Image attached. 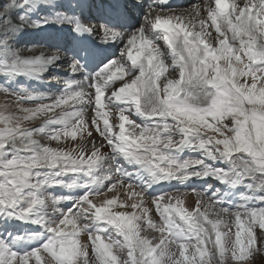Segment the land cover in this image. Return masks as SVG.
<instances>
[{
	"label": "snow or ice",
	"instance_id": "snow-or-ice-1",
	"mask_svg": "<svg viewBox=\"0 0 264 264\" xmlns=\"http://www.w3.org/2000/svg\"><path fill=\"white\" fill-rule=\"evenodd\" d=\"M39 2L11 0L0 6V74L31 76L64 58L59 51L33 58H12L11 42L21 29L16 20L24 23ZM91 6L101 16L124 17L138 10L129 0H98ZM147 8L143 25L127 36L120 59L108 60L86 80L91 92L85 94L81 82L77 90H70V83L55 101L64 105L85 95L91 97L94 120L88 136L93 137L95 131L100 137L99 145L94 138L90 139L82 146L80 158L73 160L71 169L65 168L61 173L54 158L47 169L42 168L40 152L49 150L43 145L37 147L34 139L25 141L24 136L35 137L43 134L47 125L59 124L65 135L77 140L79 135L68 120L56 118L44 127L27 130L19 137L23 141L19 146L16 138L9 139L8 131L0 134V221H20L43 230L0 233V264H30L32 257L39 262L42 252L51 257L45 264H213L217 254L219 264H224L226 247L231 259L237 262L258 250L254 228L258 226L264 234V19L260 18L264 17V0L251 8L248 3L243 7L232 5L231 11L226 0H215V7L208 3L205 11L216 36L206 32L199 6L187 15L176 14L167 0H153ZM252 8L257 9L255 15ZM166 12L173 14L161 15ZM233 16L237 23H233ZM56 22L72 24V31L78 36L102 29L104 42L119 41L124 36L106 24L87 27L66 16H57ZM33 26H39V22ZM161 40L165 48L157 43ZM93 55L87 47L72 51L68 57L71 69L81 70ZM169 60L171 64L167 63ZM169 68L172 71L166 75ZM257 72L262 75L257 76ZM116 81L122 84L116 87ZM0 88L9 91L4 85ZM113 98V110L119 112L118 133L104 111L106 106L112 108ZM257 104L260 109L253 107ZM77 111L73 125L83 116L82 107ZM132 116L139 117L140 122ZM82 122L89 125L87 119ZM126 125H130L131 131H126ZM185 152L198 155L185 159ZM68 173L89 177L85 186H95L96 191H89L60 211V200L71 198H51L46 189L54 184L67 189L76 187L74 182L58 179ZM209 179L223 187H215ZM171 181L191 189L196 197L194 207L184 206V194L179 188L155 195L149 192L154 185ZM189 181L203 183L187 186ZM238 185L246 189L245 194L238 196L239 203L229 198ZM100 188L116 194L106 198L102 206H96L90 195H98ZM121 193L126 198L118 200ZM49 198L52 215L46 211ZM147 198H151L150 204ZM257 202L260 207H256ZM113 205L133 211L114 214ZM153 207L159 223L151 215ZM222 214L231 218L232 223L223 224L228 232L221 230ZM233 225L234 240L230 236ZM68 226L71 231L66 230ZM148 230L161 234L158 243H153L155 236L150 240L141 235ZM81 231L90 245L80 244L77 237ZM165 231L170 236L167 243ZM33 236H44V242L31 250L19 247ZM204 245L215 250L207 262L203 260L208 255L202 250ZM114 247L117 253L127 248L128 258L118 261ZM190 249L199 253V262ZM136 251L139 257L134 256Z\"/></svg>",
	"mask_w": 264,
	"mask_h": 264
},
{
	"label": "rangeland",
	"instance_id": "rangeland-1",
	"mask_svg": "<svg viewBox=\"0 0 264 264\" xmlns=\"http://www.w3.org/2000/svg\"><path fill=\"white\" fill-rule=\"evenodd\" d=\"M10 2H11V0H0V6L5 5L7 3H10ZM190 8H191V6L181 10V12L184 13L185 15H187L188 13L191 12L189 10ZM26 49H28V47ZM26 49H24V51ZM27 51L33 52L30 50H27ZM35 52H37V51H35ZM250 81H251V78L248 79V83H250ZM258 88H259V84H258ZM4 97L5 96L0 93V131H1V129H3V130H11V129L16 130V129H21V128H27V130L39 129V127L37 125V123L39 122L37 116H39V115L48 116V113H47L48 110L45 112H42L43 111L42 108L36 109V108H30V107H25V106H17L15 108L12 104H10L11 101H9L10 103L6 102V100H5L6 97L5 98ZM247 107H249V106H247ZM253 107H256V106H253ZM258 108H260V105L258 106ZM26 131L21 132V133L16 134V135L9 136V139L16 138L17 145L18 146L22 145L23 141H21L19 139V137L23 136V134ZM209 135H211V133H209ZM30 138H34L36 140L43 141V142L45 141V143L47 145H51L55 148H67V149L75 148L76 149L78 147L82 148V145H83L82 138H77V140H73L72 138H70V139H58V140L54 139L52 141H48V140H46L45 135H43V134H36L35 137L24 136L25 141H28ZM86 144L87 143H84V145H86ZM90 147H91V145H89L88 150H90ZM115 194H116L115 192L112 193V192L106 191L105 193H103L101 195V197L99 199H96L95 201H92V202L94 204H97V203L103 204V201L106 198H111V196L115 195ZM187 197L188 196L185 195L184 199H186ZM125 198L126 197L123 195V193H121L118 197V200H123ZM132 198L139 201V199L137 197H132ZM190 205H192V203H190ZM111 207L113 209H116V210H122L123 212H129L130 213L133 211L131 208H120V207H118V205H113ZM136 211L138 214L139 209H137ZM210 218L215 219L216 217L211 216ZM221 220H222L221 230L223 232H228L229 229L224 228L223 224L224 223H232L231 218L230 217L228 218L227 215L222 214ZM235 231H236V229H235V226L233 225L231 228V232H230L231 238L234 235L233 232H235ZM254 231L258 237V243L255 246L258 250H254L252 252V254L246 260L237 262V261H233L231 259V252L227 251V247H226L224 264H264V234L261 235V231L259 229H257L256 227L254 228ZM142 235H147L150 240L152 239L153 236H155L157 239L155 241H153L154 244L159 242V238L161 236V234L159 232L153 233V232H151V230H148L147 233H142ZM77 239L79 240L80 244L87 243L86 234L83 231L80 232ZM227 239H228V237H225V240H227ZM213 240H214V236H213ZM202 250L208 252V255L205 256L203 258V260L206 262L209 261L211 259V252L215 251L214 248L212 249L211 245H204V246H202ZM191 252L195 253V249H191ZM113 254L117 255L118 261L128 258L127 257V251L125 248L120 250L119 253H117L116 249L114 247L113 248ZM198 257L201 260V257L199 255H198ZM165 259H166V257H165ZM191 259H193L192 255H191ZM42 261L45 263V260L43 259L42 256H41V259L39 262H37L36 259L32 257L30 259V264H41ZM213 264H219V255L218 254H217L216 258H214Z\"/></svg>",
	"mask_w": 264,
	"mask_h": 264
},
{
	"label": "bare ground",
	"instance_id": "bare-ground-1",
	"mask_svg": "<svg viewBox=\"0 0 264 264\" xmlns=\"http://www.w3.org/2000/svg\"><path fill=\"white\" fill-rule=\"evenodd\" d=\"M196 6H199L200 7V13H201V15L204 17V11H203V8H202V6L201 5H196ZM195 7V6H194ZM194 7H192V9L194 8ZM143 25V23H141V26ZM196 28H197V30L199 29V27L198 26H196ZM118 52V51H117ZM88 131H89V126L88 125H83V127H82V132H85V134H83L84 135V137H83V146H84V143H87L88 144V142H89V140L90 139H86V135L88 134ZM87 133V134H86ZM92 138H94L95 140H96V143L99 145L100 143H101V141H100V139H99V137L98 136H96L95 134H94V136L93 137H91V139ZM49 141H50V139H49ZM104 150H106V149H104ZM195 198H193V197H190V196H188L187 198H186V202L188 203V202H195ZM148 204H149V202H148ZM67 231H71L72 229H71V226H68V228L66 229ZM233 233H235V232H233ZM232 233V234H233ZM232 239L234 240V235L232 236ZM172 249H173V251H176V246L175 245H172ZM177 258H179L178 257V255H177ZM41 264H45L43 261L41 262Z\"/></svg>",
	"mask_w": 264,
	"mask_h": 264
}]
</instances>
